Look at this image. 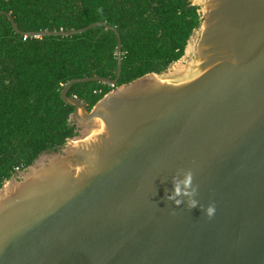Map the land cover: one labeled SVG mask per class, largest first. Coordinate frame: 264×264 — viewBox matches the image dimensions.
Returning <instances> with one entry per match:
<instances>
[{
    "label": "water",
    "instance_id": "water-1",
    "mask_svg": "<svg viewBox=\"0 0 264 264\" xmlns=\"http://www.w3.org/2000/svg\"><path fill=\"white\" fill-rule=\"evenodd\" d=\"M191 1L202 23L184 56L122 85L108 22L30 33L106 26L118 72L70 80L76 135L4 181L0 264H264V0ZM89 81L116 86L91 110L69 95Z\"/></svg>",
    "mask_w": 264,
    "mask_h": 264
},
{
    "label": "trees",
    "instance_id": "trees-1",
    "mask_svg": "<svg viewBox=\"0 0 264 264\" xmlns=\"http://www.w3.org/2000/svg\"><path fill=\"white\" fill-rule=\"evenodd\" d=\"M191 0H0V188L43 151L58 150L76 135L75 107L61 92L74 78H116L114 30L97 26L70 36H33L43 30H71L106 21L121 33L123 71L118 85L180 60L202 23ZM116 86L100 81L74 84L91 110Z\"/></svg>",
    "mask_w": 264,
    "mask_h": 264
},
{
    "label": "clouds",
    "instance_id": "clouds-1",
    "mask_svg": "<svg viewBox=\"0 0 264 264\" xmlns=\"http://www.w3.org/2000/svg\"><path fill=\"white\" fill-rule=\"evenodd\" d=\"M188 180V184H186V187L190 186V176L187 177ZM188 196L189 193L187 191H181V188L174 182L173 185V191L171 193H169L168 198L171 199L172 201H174V203L179 206L181 205L184 201L177 199V197L179 196ZM194 195V193H193ZM197 205L200 206V203L198 200L196 199H192L191 202L189 203V207L193 208L196 207ZM201 207V206H200ZM203 209V211L205 212L206 215H208L209 217H212L215 214V206L212 204H209L207 206V208H201Z\"/></svg>",
    "mask_w": 264,
    "mask_h": 264
},
{
    "label": "rangeland",
    "instance_id": "rangeland-1",
    "mask_svg": "<svg viewBox=\"0 0 264 264\" xmlns=\"http://www.w3.org/2000/svg\"><path fill=\"white\" fill-rule=\"evenodd\" d=\"M167 72H168V73H171V70H170V69H168V70H167Z\"/></svg>",
    "mask_w": 264,
    "mask_h": 264
}]
</instances>
